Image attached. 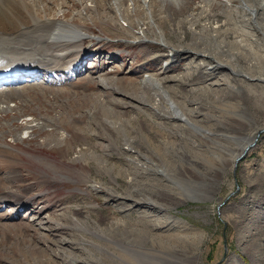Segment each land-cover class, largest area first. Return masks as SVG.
I'll use <instances>...</instances> for the list:
<instances>
[{
    "label": "rangeland",
    "instance_id": "374dc122",
    "mask_svg": "<svg viewBox=\"0 0 264 264\" xmlns=\"http://www.w3.org/2000/svg\"><path fill=\"white\" fill-rule=\"evenodd\" d=\"M40 1L88 39L78 75L0 104V264H264V0H100L117 22L95 0ZM228 50L256 78L209 68Z\"/></svg>",
    "mask_w": 264,
    "mask_h": 264
},
{
    "label": "bare ground",
    "instance_id": "6f19581e",
    "mask_svg": "<svg viewBox=\"0 0 264 264\" xmlns=\"http://www.w3.org/2000/svg\"><path fill=\"white\" fill-rule=\"evenodd\" d=\"M58 1L64 2V0ZM121 1L124 0H119V2ZM43 2L46 1L43 0ZM100 2V0H95L96 6L98 7L99 5L100 14L102 16L109 15L113 22L118 20V11L121 12L122 17L125 16V13H123V9L120 8L119 3L110 2V7L106 6L104 8ZM229 2L233 3L234 1L229 0ZM43 5L44 4H42L40 0H0V76L5 75L4 78H6V80L7 77H13L14 75H18V78H20V75H27L28 73L38 75L40 73L44 74L47 72H55L65 69L68 71L71 66L77 65L73 64L71 57L79 56L85 41L88 39V33H86L83 28L67 22L62 17L61 20L57 17L56 19L51 18L47 8ZM94 14L95 15H93V17L96 15L100 16L97 13ZM91 16L92 14L90 17ZM253 16L255 17V14H253ZM228 17L230 27L229 31L227 30L228 34L233 33L236 37L238 36L243 38L240 42H234L228 45L230 47L232 46L238 48L239 51L243 50L244 47H246L247 40L249 39V35L245 33V30L238 33V30L243 25L239 20L243 17V14L231 11ZM257 27L260 28L259 26ZM262 32L264 33V31ZM221 33L222 32H218L217 36L219 37ZM259 55L260 54H257V56H255L252 64L258 65L261 61H264V58ZM223 56L225 55L223 54ZM240 57H243L242 54H234L232 51H229L227 60L224 59L223 61L222 59H217L218 61H212L209 64V68L227 71L229 73L228 75L232 74L234 77L250 76L249 78L253 80L256 77L251 76L247 71L244 72L240 71L241 69H237ZM3 70L9 71L4 73ZM6 80H3L0 85H5ZM33 82L35 84L36 78H34ZM146 85L154 90L153 95L159 102L162 101L168 104V112L166 113H168L170 117L185 123L197 133L203 132L199 127L187 119L183 109L172 100L170 94L171 92L168 89H165L161 83L159 84L155 79H150V81L146 82ZM2 87H0V89H3ZM13 87L14 86H10L7 90H0V104L10 103L12 99H16L23 92H21L20 89ZM22 90L26 89L22 88ZM1 99H3V101H1ZM2 111L4 110H0V112ZM263 132L264 129L261 130L259 134ZM252 142L253 140L244 142L241 149L242 152L237 153V155H235V159L239 158L240 155L244 151L245 152L239 159L236 160V163L240 162L247 152L254 147L257 139L254 143Z\"/></svg>",
    "mask_w": 264,
    "mask_h": 264
}]
</instances>
